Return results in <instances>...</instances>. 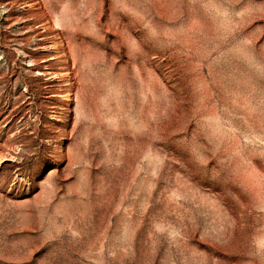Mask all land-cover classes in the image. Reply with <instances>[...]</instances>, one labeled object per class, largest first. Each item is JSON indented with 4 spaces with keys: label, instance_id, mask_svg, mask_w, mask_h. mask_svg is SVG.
<instances>
[{
    "label": "rangeland",
    "instance_id": "374dc122",
    "mask_svg": "<svg viewBox=\"0 0 264 264\" xmlns=\"http://www.w3.org/2000/svg\"><path fill=\"white\" fill-rule=\"evenodd\" d=\"M0 264H264V0H0Z\"/></svg>",
    "mask_w": 264,
    "mask_h": 264
}]
</instances>
